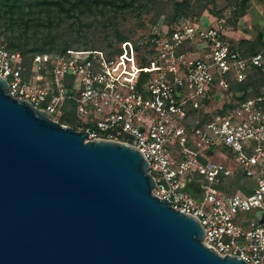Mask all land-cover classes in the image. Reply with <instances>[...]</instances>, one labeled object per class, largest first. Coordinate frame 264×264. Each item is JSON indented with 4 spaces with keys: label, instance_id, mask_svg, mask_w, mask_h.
<instances>
[{
    "label": "built area",
    "instance_id": "obj_1",
    "mask_svg": "<svg viewBox=\"0 0 264 264\" xmlns=\"http://www.w3.org/2000/svg\"><path fill=\"white\" fill-rule=\"evenodd\" d=\"M260 6L264 31V0ZM206 21L159 20L115 50L38 53L29 68L20 52L0 44V78L9 96L55 121L73 101L75 130L85 140L136 148L154 180L152 194L194 217L204 246L264 264V227L250 218L264 209V83L244 99L230 88L264 75V48L245 54L238 42L248 37L235 44L223 18ZM235 175L248 180L246 192L221 188Z\"/></svg>",
    "mask_w": 264,
    "mask_h": 264
},
{
    "label": "water",
    "instance_id": "obj_2",
    "mask_svg": "<svg viewBox=\"0 0 264 264\" xmlns=\"http://www.w3.org/2000/svg\"><path fill=\"white\" fill-rule=\"evenodd\" d=\"M6 88L0 78V264H246L152 194L136 148L85 140Z\"/></svg>",
    "mask_w": 264,
    "mask_h": 264
},
{
    "label": "trees",
    "instance_id": "obj_3",
    "mask_svg": "<svg viewBox=\"0 0 264 264\" xmlns=\"http://www.w3.org/2000/svg\"><path fill=\"white\" fill-rule=\"evenodd\" d=\"M246 3L247 0H240L232 13L233 19L226 21L233 28ZM193 6L190 0H0V44L20 52L29 68L30 59L38 53L61 54L69 48L115 50L118 42L131 39L120 30L128 19H133L136 26L142 28L143 16L154 14L157 19L150 22L154 24L169 8L163 21L173 24L179 18H192L203 11L202 7L201 11L195 12ZM217 14L214 17H222ZM98 40L103 43L100 47L95 46ZM238 47L245 54L259 52L264 48V31L260 30L253 40L241 39ZM263 83L264 75L258 72L243 83L231 82L230 88L233 94H239L238 99H244L256 94ZM230 108L232 104H226L219 112ZM57 121L77 128L73 101H65ZM247 182L243 176L235 175L225 179L221 188L229 192L236 188L246 192L244 185Z\"/></svg>",
    "mask_w": 264,
    "mask_h": 264
},
{
    "label": "rangeland",
    "instance_id": "obj_4",
    "mask_svg": "<svg viewBox=\"0 0 264 264\" xmlns=\"http://www.w3.org/2000/svg\"><path fill=\"white\" fill-rule=\"evenodd\" d=\"M193 3V8L195 12L201 11L203 7V11L197 16H194L189 19L194 18H202V20H215L219 13L220 17L223 18L225 21L232 20V13L234 10H236L238 2L240 0H190ZM262 4L261 0H247V3L244 8L241 10L240 16L236 20V26L234 28L233 33L229 34V38H232L234 40V43L236 44L237 40L242 37H248L250 39H254L256 34L261 30V26H263V20L260 15V5ZM205 7V8H204ZM170 9L166 8L164 10V15L160 16L159 20H164L167 17V14H169ZM217 14V15H216ZM157 18L154 17V14L150 13L145 16H143L142 22L144 23V27L140 28L136 26L137 22L133 19H128V21L122 23L120 26V30L123 34L128 35L131 37L132 40L140 39L143 34L145 33V30L150 25V22L155 21ZM185 18H179L178 21L187 20ZM232 26V25H230ZM238 29V30H237ZM237 30V31H236ZM102 41L98 40L95 43V46L100 47L102 45ZM215 104H213L209 110L214 111ZM208 110V108H206ZM76 124V121H75ZM64 125V124H62ZM264 209L262 207L254 209L251 214V219L259 220L260 216L264 213Z\"/></svg>",
    "mask_w": 264,
    "mask_h": 264
}]
</instances>
